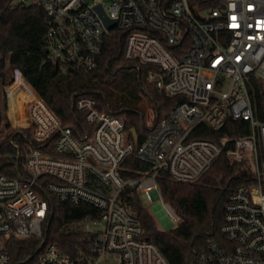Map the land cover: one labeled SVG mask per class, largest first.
<instances>
[{
  "label": "built area",
  "instance_id": "obj_1",
  "mask_svg": "<svg viewBox=\"0 0 264 264\" xmlns=\"http://www.w3.org/2000/svg\"><path fill=\"white\" fill-rule=\"evenodd\" d=\"M29 5L44 12L45 60L59 72L94 71L105 38L116 33L122 57L147 66V81L177 102L145 127L151 131L136 144L126 138L123 119L108 103L87 92L72 95L71 108L81 115L64 125L13 69L1 88L10 131L0 142L8 140L17 153L15 174L0 173V264H10L11 239L39 240L34 264H170L144 239L126 198L135 193L159 201L153 207L172 224L177 215L162 199L157 176L196 182L223 151L230 162L244 161L254 182L230 191L222 238L207 239L194 264H264V121L256 119L249 92L254 81L264 88V0L8 3ZM106 20L114 25L108 27ZM228 119L247 121L248 131L217 141L192 137L200 124L219 131ZM129 155L145 168H126ZM53 200L97 210L75 224L88 235L74 254L47 241Z\"/></svg>",
  "mask_w": 264,
  "mask_h": 264
},
{
  "label": "trees",
  "instance_id": "obj_2",
  "mask_svg": "<svg viewBox=\"0 0 264 264\" xmlns=\"http://www.w3.org/2000/svg\"><path fill=\"white\" fill-rule=\"evenodd\" d=\"M9 1L0 0V132L8 126L1 88L8 82L15 68L34 86L64 125L74 124L77 116L81 115L71 108L72 95L75 92H87L100 103L106 101L111 110L123 119L128 140L133 141L129 129L136 130L137 143L151 130L143 127L137 112L111 102V92L107 88L115 81L116 75L124 71V76L137 82L148 95L155 113L154 123L176 104L177 99L165 97L147 81V66L122 57L121 41L116 33L105 38L98 56V66L94 71L73 74L59 72L53 64L45 60L42 53L45 29L42 8L38 5L10 8ZM249 92L256 119L264 121V88L254 81ZM247 131V121L228 119L219 131L200 124L193 130L192 137L217 141L222 136H238ZM16 137L15 134L13 141L17 140ZM135 143L134 145L137 144ZM16 153L8 140L0 142V173L15 174L13 163ZM22 164V158L18 159L20 168ZM124 166L136 170L145 168L134 155H129ZM128 175L135 176L131 173ZM252 182L254 179L245 162H230L223 151L196 182H181L165 175L157 176L162 199L180 219L176 227L158 229L151 213L135 193L126 198L125 206L142 225L144 239L153 242L170 264H194L196 254L203 249L207 239L222 238L220 226L230 191L238 184ZM52 205L53 214L47 231V241L56 243L65 253L74 254L75 246L82 244L88 235L76 229L75 224L94 217L97 210L89 204L71 205L56 200L52 201ZM38 244L39 240L11 239L8 247L10 264H34ZM30 255L33 257L21 262Z\"/></svg>",
  "mask_w": 264,
  "mask_h": 264
},
{
  "label": "rangeland",
  "instance_id": "obj_3",
  "mask_svg": "<svg viewBox=\"0 0 264 264\" xmlns=\"http://www.w3.org/2000/svg\"><path fill=\"white\" fill-rule=\"evenodd\" d=\"M114 80L115 81L109 84L107 88V90L111 92V102L114 105L120 104L123 107L137 112L142 119V125L144 128L151 126L155 120V113L152 102L148 95L140 88L137 82H132L127 77H125L124 71L118 73ZM8 131H10L9 128H3L0 132V137ZM141 201L151 213L158 229L167 230L169 228H174L177 226V224H179L180 219L178 216H176V218L172 221V224L162 220V218H165L164 213L160 210L157 212V208L153 207L159 203V201L149 202L144 196L141 197Z\"/></svg>",
  "mask_w": 264,
  "mask_h": 264
},
{
  "label": "water",
  "instance_id": "obj_4",
  "mask_svg": "<svg viewBox=\"0 0 264 264\" xmlns=\"http://www.w3.org/2000/svg\"><path fill=\"white\" fill-rule=\"evenodd\" d=\"M106 23H107V25H108V27H112L113 25H114V22H111V21H108V20H106ZM45 49L43 48L42 49V53L43 54H45ZM129 133L131 134V136H132V138H133V141L134 142H137V133H136V130L134 129V128H131V129H129ZM48 224H49V222H48ZM37 250H38V248L35 250V253L37 252ZM33 256L32 255H30L28 258H26V259H24L23 261H21V262H25V261H28L30 258H32Z\"/></svg>",
  "mask_w": 264,
  "mask_h": 264
}]
</instances>
